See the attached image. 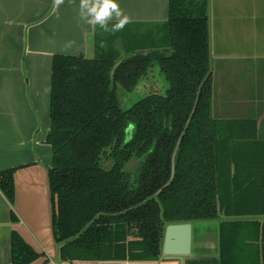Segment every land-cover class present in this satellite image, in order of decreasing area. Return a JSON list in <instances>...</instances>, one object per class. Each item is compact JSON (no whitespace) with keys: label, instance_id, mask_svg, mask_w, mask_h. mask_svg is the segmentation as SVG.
Instances as JSON below:
<instances>
[{"label":"trees","instance_id":"1","mask_svg":"<svg viewBox=\"0 0 264 264\" xmlns=\"http://www.w3.org/2000/svg\"><path fill=\"white\" fill-rule=\"evenodd\" d=\"M112 27H95L92 58L52 60L46 142L59 259L155 260L167 224L217 220L220 264H264V138L254 119L211 116L209 0H169L162 23ZM155 62L164 92L122 108L116 85L133 89ZM132 158L140 164L126 171ZM13 173L0 171L10 203ZM39 256L12 234L14 264Z\"/></svg>","mask_w":264,"mask_h":264},{"label":"crops","instance_id":"2","mask_svg":"<svg viewBox=\"0 0 264 264\" xmlns=\"http://www.w3.org/2000/svg\"><path fill=\"white\" fill-rule=\"evenodd\" d=\"M116 2L129 24L145 28L168 17L169 0ZM80 4L81 0H0V171L14 169L15 190L12 203L0 190V264H14V232L40 254L29 264H220L219 224H198L204 221H189L185 255L59 259L48 182L52 154L46 142L52 60L55 54L94 56L96 26L81 17ZM116 23L115 16L107 21ZM209 32L211 116L254 119L258 137L264 138V0H209Z\"/></svg>","mask_w":264,"mask_h":264},{"label":"rangeland","instance_id":"3","mask_svg":"<svg viewBox=\"0 0 264 264\" xmlns=\"http://www.w3.org/2000/svg\"><path fill=\"white\" fill-rule=\"evenodd\" d=\"M143 29V27H141ZM114 40V44L116 48L120 49L122 45L121 38L117 36ZM93 57V56H92ZM167 87V82L164 78L163 73L161 72L159 65L155 62L148 70L147 74L144 78H142L139 83L131 90H127L123 88L121 85H116L117 97L120 102L122 108L130 107L134 102H136L139 98L147 94L148 92L156 91L159 93H163ZM133 127L129 126L126 129L127 131H132ZM127 137V136H126ZM128 138V137H127ZM135 167V166H134ZM214 222L217 220H210L207 222H198L200 226H212Z\"/></svg>","mask_w":264,"mask_h":264},{"label":"water","instance_id":"4","mask_svg":"<svg viewBox=\"0 0 264 264\" xmlns=\"http://www.w3.org/2000/svg\"><path fill=\"white\" fill-rule=\"evenodd\" d=\"M146 53V51L142 52V54ZM123 59L124 57L115 63L111 71V76L113 75L115 68ZM126 136H130V131H127ZM139 164L140 160L132 158L128 161L125 170L131 171ZM190 228V222L167 224L164 229L162 253L165 256H181L187 254L190 247Z\"/></svg>","mask_w":264,"mask_h":264},{"label":"clouds","instance_id":"5","mask_svg":"<svg viewBox=\"0 0 264 264\" xmlns=\"http://www.w3.org/2000/svg\"><path fill=\"white\" fill-rule=\"evenodd\" d=\"M80 10L81 17L86 18L89 25H99L105 31H109L107 21L113 16L118 19V23L113 25L111 32L121 30L129 22L116 0H81Z\"/></svg>","mask_w":264,"mask_h":264}]
</instances>
